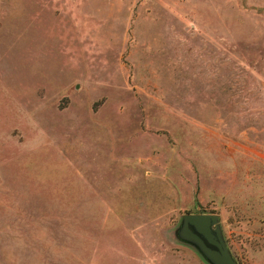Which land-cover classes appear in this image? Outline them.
<instances>
[{
    "label": "rangeland",
    "instance_id": "1",
    "mask_svg": "<svg viewBox=\"0 0 264 264\" xmlns=\"http://www.w3.org/2000/svg\"><path fill=\"white\" fill-rule=\"evenodd\" d=\"M185 213L264 264V0H0V264H206Z\"/></svg>",
    "mask_w": 264,
    "mask_h": 264
},
{
    "label": "water",
    "instance_id": "2",
    "mask_svg": "<svg viewBox=\"0 0 264 264\" xmlns=\"http://www.w3.org/2000/svg\"><path fill=\"white\" fill-rule=\"evenodd\" d=\"M174 239L194 249L206 264H238L216 213H185L173 230Z\"/></svg>",
    "mask_w": 264,
    "mask_h": 264
}]
</instances>
